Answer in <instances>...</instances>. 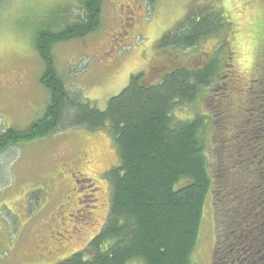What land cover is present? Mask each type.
I'll list each match as a JSON object with an SVG mask.
<instances>
[{"label": "rangeland", "instance_id": "1", "mask_svg": "<svg viewBox=\"0 0 264 264\" xmlns=\"http://www.w3.org/2000/svg\"><path fill=\"white\" fill-rule=\"evenodd\" d=\"M85 1L0 0V134L10 129L25 131L43 117L51 95L40 83L45 63L36 49L38 37L67 31L79 23ZM221 2L236 25L230 41L234 54L230 76L238 79L241 90L254 77L257 46L264 48V2L263 6L252 0ZM200 4L218 8L212 0H157L154 5L147 0H101L98 27L93 32L51 45L56 77L72 99L105 110L108 100L128 85L131 75L148 72L150 83L157 81L156 59L161 58V71L170 70L172 63L165 56L156 58L152 49L188 12L187 16L192 14V6ZM214 42L209 39L196 49L159 52L177 55L178 64L186 60L195 65L213 49ZM225 89L204 88L192 103L173 113L180 121L207 116L205 151L211 167L226 141L212 110ZM71 119L72 114H67L54 133L44 138L0 150V264L59 263L84 249L106 221L111 195L106 174L119 164L116 146L106 129L75 127ZM65 157L82 159L73 167L81 171L83 176L77 180L85 179L83 182L73 184L68 168H61ZM65 185H69L66 192ZM201 216L190 260L192 264H211L216 226L210 193Z\"/></svg>", "mask_w": 264, "mask_h": 264}, {"label": "trees", "instance_id": "2", "mask_svg": "<svg viewBox=\"0 0 264 264\" xmlns=\"http://www.w3.org/2000/svg\"><path fill=\"white\" fill-rule=\"evenodd\" d=\"M100 4L86 0L79 23L58 34H40L36 49L45 63L40 83L51 95L49 106L29 129L0 134V150L6 149L54 133L72 114L75 127L106 129L112 135L119 164L106 174L111 183L106 221L84 249L56 264H192L209 193L217 237L214 259L252 264L264 255V48L259 50L258 82L250 90L249 107L234 111L231 132L222 134L231 140L226 150H217V163L211 167L205 151L208 120L196 116L180 121L173 113L212 84V67L201 73L173 71L150 86L142 75L138 80L131 76L103 111L92 102L72 99L56 77L51 45L93 32ZM222 24L218 16L208 15L186 33L180 25L158 45L188 49Z\"/></svg>", "mask_w": 264, "mask_h": 264}, {"label": "flooded vegetation", "instance_id": "3", "mask_svg": "<svg viewBox=\"0 0 264 264\" xmlns=\"http://www.w3.org/2000/svg\"><path fill=\"white\" fill-rule=\"evenodd\" d=\"M214 1V3L218 6L217 9H214L212 6H210L211 4H200L198 7L194 8L192 6V14L188 15L187 13L184 17L183 20L179 21V23L174 26V28L170 29L169 32L166 34L168 35L169 33L171 34H176V31L179 29L180 25H185V27H181L182 29L180 30L183 33H186L187 31H190L191 29L188 27L193 25H197L201 23V20L204 17H207L208 15H216L218 16V18H221V21L223 22V24L219 27H216L215 29H213L212 33L210 35L207 36H203L202 38H200L199 40L196 41L195 45L191 46L190 48H188L187 50H191V49H196L197 46L199 45V43H201L202 41L205 40H209V39H214V43L215 46L213 47L212 50H210L207 53H204L205 55L203 57H199L197 63H195V65H190L188 64L186 60H184L183 63L178 64L176 63V59L175 57H178L177 55L174 54H170V56L164 52H159V41L166 35H163L159 41L155 44L156 46L154 47V49H152V51H154V56L156 58H159L161 56H165L166 60H168L169 62L172 63V67L169 68L170 70L164 72L161 71V58L156 59L155 62V66H156V70L158 72V80L154 81V83H150L152 81V77H150V74L148 75V72H138V74L136 75H131L134 77V79L138 80L137 78H139V75H142L141 78H143L142 80L149 79V83L145 84V86H150L151 84H155L158 83L160 81H162V79L164 78V76H166L167 74H170L173 71H179L182 69H187V70H193L196 72H203L206 70H209L211 67V72L214 76L213 82L211 85H209L206 88H214L216 86H225V93H222L221 100L218 103V105L216 106V108H213V115H215V117L217 116V118L219 119L220 122V129L224 134H228L229 132H231V121L234 116V111H237L239 108H242V110H247L248 109V104H249V97H250V90L252 89V86L255 85L258 82V79H256V73L258 70V66L259 63L257 62V58L259 56V50L262 48H258L257 46V58L253 62H254V66H253V70H254V77L252 79H250V81L247 84V87H243V89L238 90L239 87V81L238 79L236 81H234V74L230 76V74L233 72L232 68L234 66L233 64V60H234V54L232 53V49H231V45L232 43L230 42L232 40V38H234V29L236 27L235 22L231 21L230 18L228 17V13L226 12V10L224 9L223 3L221 2V0H212ZM259 2L260 4H262L263 6V0H252V2ZM264 8V6H263ZM187 21V22H186ZM186 28V29H185ZM263 31V35H264V30ZM261 44V43H260ZM158 67V68H157ZM150 73V72H149ZM130 76V77H131ZM148 77V78H147ZM222 77V78H221ZM141 81V80H140ZM143 82V81H142ZM217 83H219L218 85H216ZM17 84V82H16ZM12 86V84H10ZM229 89H228V87ZM228 90V91H227ZM234 96V98H233ZM215 110V111H214ZM217 111V112H216ZM207 116H203V118H206ZM207 119V118H206ZM231 137H226L225 138V142L224 145L221 147L223 150L227 149L226 144L231 140ZM83 161H87V156H85V154H83L82 156ZM74 159V160H73ZM82 159H80L79 157H77V159L75 158H70V157H65V159H63V164L61 166L62 169H66L68 168V172L67 175L69 177V179L71 181H73V184H78L79 182H83L85 179L79 181V179L77 180L78 177L82 178L83 174L81 173V171L76 170V168L73 167V165L78 164V162H80ZM66 179H64L62 181V184L66 183L65 182ZM69 185L68 186H64L63 190H68ZM216 237V235H215ZM217 239V237H216ZM216 239H215V244H216ZM215 244H214V251H213V256H212V263L211 264H223V262H216V260L214 259V252H215ZM252 264H264V255L263 256H259L257 258V260H255V262H253Z\"/></svg>", "mask_w": 264, "mask_h": 264}]
</instances>
